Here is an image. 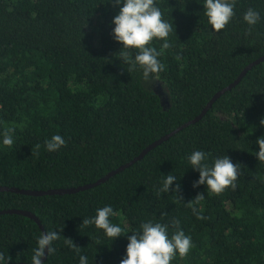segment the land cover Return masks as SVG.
I'll return each mask as SVG.
<instances>
[{"label": "trees", "instance_id": "trees-1", "mask_svg": "<svg viewBox=\"0 0 264 264\" xmlns=\"http://www.w3.org/2000/svg\"><path fill=\"white\" fill-rule=\"evenodd\" d=\"M155 2L162 18L173 24L172 47L158 57L166 70L145 81L140 69L129 73L116 54L123 46L113 38L112 20L122 4L0 0V186L47 190L92 183L193 119L264 54V0H237L234 18L219 33L208 23L204 0ZM249 7L261 14L251 31L243 21ZM163 42L155 40L152 46L161 51ZM157 81L167 103L152 88ZM261 118L264 61L216 99L200 120L105 182L62 195L0 192V210H27L45 232L60 234L43 264H79L65 238L80 247L88 264H120L127 235L141 222L173 218L191 237L192 248L171 264H264V162L255 156L256 140L264 136ZM8 128L15 129L12 147L3 144ZM57 134L66 146L48 152L44 142ZM36 144L39 155L31 154ZM197 150L208 154L210 166L224 155L241 164L235 190L217 195L206 185L193 187L199 172L188 157ZM170 173L177 177L171 189L179 183V193L159 190ZM201 193L205 198L195 207L205 219H197L186 204ZM106 205L116 212L111 222L127 234L113 241L95 225L81 226ZM41 232L33 219L0 214V252L11 257L8 263H31Z\"/></svg>", "mask_w": 264, "mask_h": 264}, {"label": "clouds", "instance_id": "clouds-1", "mask_svg": "<svg viewBox=\"0 0 264 264\" xmlns=\"http://www.w3.org/2000/svg\"><path fill=\"white\" fill-rule=\"evenodd\" d=\"M110 3L113 7L122 4L119 13L112 20L114 25L112 35L114 40L123 46L116 54H118V59L127 65V71L131 73L140 69L145 81L165 71V65L158 57L162 55V50L172 47L168 38L173 32V24L162 18L163 13L155 0H110ZM236 3L237 0H204V14L215 32H221L232 21L235 16ZM243 21L247 23L251 31L261 21V14L249 7L243 14ZM155 40L164 41L161 51L152 46ZM260 126L264 127V118H261ZM14 131L13 128L4 131L3 144L5 146H13ZM256 143L259 145V151L255 152V156L258 161L264 162V136L259 137ZM64 146H66V141L58 134L44 142V147L48 152H56ZM40 148L41 145L36 144L31 149V154L39 155ZM188 161L191 168L199 172V179L193 183L194 188L206 185L210 193L217 195L228 188L236 189L237 180L241 174V164L233 163L229 156L215 158L210 166L207 162L208 154L197 150L191 153ZM175 181H177L175 175L170 173L165 176L162 187L159 189L160 192L169 193L172 190L179 193V183H176L175 189H171ZM204 198L203 193L197 194L193 200L186 203L192 208L197 219H205L195 207ZM115 215L113 207L106 205L98 208L94 217L84 218L81 226L95 225L97 229L103 230L108 239L113 241L127 235L121 226L111 222L110 218ZM170 228L173 230L171 237H169ZM36 239L37 246L32 249L31 264H43L42 257L45 255V249L49 255L52 254L55 251L52 246L53 242L60 239V234L56 231L41 232ZM127 239L126 252L120 264H171L177 254L184 258L192 248L191 237L180 228V220L176 218L171 219L169 223L152 220L141 222L139 230L127 235ZM64 242L77 253L79 264H88L87 257L80 255V247L71 238H65ZM10 260L9 255L5 256L3 252H0V264H8Z\"/></svg>", "mask_w": 264, "mask_h": 264}, {"label": "water", "instance_id": "water-1", "mask_svg": "<svg viewBox=\"0 0 264 264\" xmlns=\"http://www.w3.org/2000/svg\"><path fill=\"white\" fill-rule=\"evenodd\" d=\"M263 61H264V54L262 56L258 57L257 59H255L254 61L250 62L249 64H247L241 70V72L238 74V76L234 79L233 82H231L230 84L226 85L222 89L218 90L208 100V102L205 104V106L203 107V109L201 110V112L197 116H195L193 119H190V120L186 121L185 123L181 124L180 126L176 127L174 130L166 133L165 135H163L162 137L158 138L157 140L153 141L148 146H146L133 159H131L130 161H128V162L120 165L119 167L109 171L104 176H102L101 178L97 179L96 181H94L92 183H87V184L76 186V187L55 188V189H47V190L21 189V188H17V187L0 186V192H12V193H17V194H22V195H30V196L62 195V194H71V193H75V192H78V191L87 190V189H89L91 187L97 186L100 183H103L106 180H108L111 176H114L115 174L119 173L120 171L128 168L130 165H132L136 161L140 160L148 151H150L151 149H153L154 147H156L157 145H159L163 141H166L167 139H169L171 136H173L174 134H176L177 132H179L180 130L185 128L186 126H188V125H190L192 123H195L198 120H200L205 115V113L209 110V108L212 106V104L215 102L216 99H218L222 94H224L226 91H229L236 84H238L239 81L241 80V78L246 74V72L248 70H250L253 66H255V65H257V64H259V63H261ZM0 214H18V215H22V216L28 217L30 219H33V221L38 225V227L41 229L42 232H45L44 229H43V226L41 225V223L37 219V217H35V215L33 213H31V212H29L27 210H22V209H3V210H0ZM46 255H47V249H45V255H44V257H42V261H44L46 259ZM8 264H31V263L15 262V263H8Z\"/></svg>", "mask_w": 264, "mask_h": 264}, {"label": "rangeland", "instance_id": "rangeland-1", "mask_svg": "<svg viewBox=\"0 0 264 264\" xmlns=\"http://www.w3.org/2000/svg\"><path fill=\"white\" fill-rule=\"evenodd\" d=\"M153 90L159 95L162 103H167V96L163 85L157 81L152 85Z\"/></svg>", "mask_w": 264, "mask_h": 264}]
</instances>
